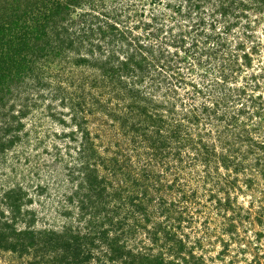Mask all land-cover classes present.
Returning <instances> with one entry per match:
<instances>
[{
    "label": "rangeland",
    "instance_id": "1",
    "mask_svg": "<svg viewBox=\"0 0 264 264\" xmlns=\"http://www.w3.org/2000/svg\"><path fill=\"white\" fill-rule=\"evenodd\" d=\"M221 4L0 0V25L41 30L0 96V264H264V14L248 4L260 115L205 99L220 53L161 47L222 31Z\"/></svg>",
    "mask_w": 264,
    "mask_h": 264
},
{
    "label": "trees",
    "instance_id": "2",
    "mask_svg": "<svg viewBox=\"0 0 264 264\" xmlns=\"http://www.w3.org/2000/svg\"><path fill=\"white\" fill-rule=\"evenodd\" d=\"M245 2L247 4L244 2L238 3L237 9L235 10L234 4L236 2L233 0H228V6H223L224 4H221L219 7L222 10V15L227 12L226 10L231 11L232 13L237 12L235 15L236 20L228 24L226 27L224 26L222 31L221 29L218 30L215 25H211L209 27L210 29L208 30V34L204 37L205 41L201 40L202 42H200V39L195 38L190 44V49H188L184 46L186 45L185 38L179 36V38L174 37L171 41L168 39L167 44H164L166 43L165 40V42H162L161 47H178V49L182 48L186 51L198 50L200 51L199 55L206 54L211 58H218V54L220 53L221 63L218 72L219 78H217V80L215 79L214 84L210 87L215 89L214 92L205 99L208 101H214L217 103L216 105H218L220 101H222V103L232 101L231 104H235V111L237 112V115L246 114L252 116L261 114L263 109H257V107L260 106L263 101L260 99V96L257 98L254 97L253 93L257 87L254 86L253 89H251V84L249 83L250 80H257L258 76H255L253 72H247L251 69V61L253 57L252 52H255L257 46H252V43V47H247L248 43L246 44V42H250L249 40L252 38V33L250 32L252 22H250L249 18H247L248 13L246 10L249 9L248 4H250L251 8H253L252 13L257 12L258 14H264V0H245ZM242 14L244 16L246 15L247 20H243V17H240ZM34 26H39L38 22H34L31 26H28L23 23L19 24V20H13L10 22V25L3 23L0 25V96L4 94V90L6 89L5 80L9 79L12 70L17 66V59L20 58V55H22V51L29 49V38H31L34 33H39V31H41L40 29L36 31V28L32 29ZM113 27L114 26H111V28ZM234 28L238 30V37L233 49L234 54H231V51L227 52L229 50V45L224 37L229 35ZM6 33L8 38L4 41L3 39ZM137 54L140 56L138 57L139 60L137 58ZM149 55H152V47L139 43L134 52L119 63V71H123L126 75H133L136 71L143 73V65L145 64L144 62L148 60ZM156 62L155 67H157L160 63L157 60ZM130 68L134 70L130 71ZM247 74H249L248 77L245 76ZM241 76L244 78H242L241 85L238 86L237 83ZM171 77L174 79L175 83H184L185 85L186 83H190L178 76L175 71L172 73ZM189 85L195 89L196 95L202 92V90L195 86L192 82ZM217 90H222V92L218 93ZM238 104H240V107H237ZM204 105L206 104H203L202 110L206 111L208 108ZM249 107L254 109L250 113H248ZM212 111L216 110L212 109ZM239 126H242V124ZM242 130L245 131L244 127ZM252 143L260 149L263 148L262 143ZM73 257L77 258L78 255L74 254Z\"/></svg>",
    "mask_w": 264,
    "mask_h": 264
}]
</instances>
